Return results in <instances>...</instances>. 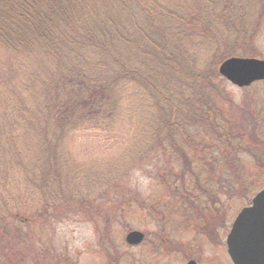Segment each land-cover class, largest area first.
I'll return each mask as SVG.
<instances>
[{
	"label": "trees",
	"instance_id": "trees-1",
	"mask_svg": "<svg viewBox=\"0 0 264 264\" xmlns=\"http://www.w3.org/2000/svg\"><path fill=\"white\" fill-rule=\"evenodd\" d=\"M263 25L264 0H0L4 259L27 261L17 224L44 236L68 217L109 234L100 219L145 209L158 250L228 232L225 204L264 188V171L240 175L243 153L264 170V123L250 106L241 124L224 120L218 68L254 55ZM82 138L103 157L82 160ZM133 173L158 191L128 201Z\"/></svg>",
	"mask_w": 264,
	"mask_h": 264
},
{
	"label": "rangeland",
	"instance_id": "rangeland-1",
	"mask_svg": "<svg viewBox=\"0 0 264 264\" xmlns=\"http://www.w3.org/2000/svg\"><path fill=\"white\" fill-rule=\"evenodd\" d=\"M253 48L255 53L254 55L248 56V58L264 60V25L258 38L254 42ZM219 86V92L222 93L225 98H228L231 103L225 107V121L232 119L237 125L241 124L245 121L246 112H244V110L247 106H250V108L254 110L250 115L256 116L261 123H264V81L257 82L247 88H239L227 80L222 79L219 81ZM247 118L250 119V116ZM249 134L250 133L247 135ZM84 139L85 138H82L83 143L79 146L81 149L82 147L84 148L80 153V155L83 156L82 160L94 161L95 158H102L103 150L98 146V141H84ZM240 157L247 172L241 173L240 175H248L249 171L252 172L251 174L253 176H261L264 170L258 167L251 155L243 153ZM261 179H264V173ZM154 183L153 178H151L149 174L133 173L124 184L123 192L125 198L129 201L131 198L138 195L140 201L143 202L145 199H148L150 195L158 191ZM254 196H251V198ZM122 200L123 198L120 200V203ZM245 206H247V203L244 201H228L225 204L224 209L230 213H227V217L229 218V216H231L228 227H230L237 214ZM137 208L140 209V206ZM132 212L133 215L125 222L117 218H106L107 221L100 219L101 228L107 226L109 220L113 223L110 227L114 226L112 230L109 231V234H105L104 232L100 234V228L95 226L94 222H85L80 217H68L64 218L62 221H54L52 229L44 236L39 232L38 226L31 227V225H27L26 223H20L16 225L17 230L14 231L12 242L17 241L19 246H23L27 251L28 257L27 261H24V264H113V262L116 263V260L119 259L116 257L119 252L129 250V245L126 242L129 232L136 230L155 235L156 237L151 239V241L154 239V247L158 245V239L163 235L157 232V224L149 218L150 216L147 215L145 209H143L140 214L134 210ZM96 216L103 217L100 213L96 214ZM167 221L170 222L168 218ZM226 233L227 232L224 231V233L219 234L226 235ZM180 235H182V233ZM194 243L195 240L193 236L183 235V237H180L178 235L175 244L172 246L168 245V249H162L170 253L168 263L176 264L184 261V256L177 253V251L182 249V244H189V250H193L200 245V243H196L195 248H192ZM201 246H203L201 249L204 251L203 255L208 257L207 259H210V255H212L210 250L212 247H209L208 243L206 245L201 243ZM1 250L0 264H9V262L4 259V257L7 258V254L4 255L5 251ZM90 251H94V254H96V263L91 261L95 258H91L94 254L92 255ZM14 259L18 261L20 258L14 257ZM218 263L227 264L226 261L224 262V259H214V264ZM116 264H118V262ZM123 264H128V262H124Z\"/></svg>",
	"mask_w": 264,
	"mask_h": 264
},
{
	"label": "water",
	"instance_id": "water-1",
	"mask_svg": "<svg viewBox=\"0 0 264 264\" xmlns=\"http://www.w3.org/2000/svg\"><path fill=\"white\" fill-rule=\"evenodd\" d=\"M218 72L234 86L247 88L264 81V60L232 57L220 65ZM143 240L144 234L140 231H132L126 238L129 245H137ZM227 246L234 264H264V189L235 219Z\"/></svg>",
	"mask_w": 264,
	"mask_h": 264
},
{
	"label": "flooded vegetation",
	"instance_id": "flooded-vegetation-1",
	"mask_svg": "<svg viewBox=\"0 0 264 264\" xmlns=\"http://www.w3.org/2000/svg\"><path fill=\"white\" fill-rule=\"evenodd\" d=\"M228 235L229 233L227 232L226 235L215 234L208 237L209 247H212L210 250V253L212 254L210 255V259H207L208 257L203 255L204 251L201 250L200 245L196 248L195 246H192L195 248L193 250H186L185 246H188L189 244H182V249H179L177 253L184 256V261L176 264H189L190 262H194L195 264H214V259H224V262L226 261L227 264H234L228 252ZM155 237V235L145 234V239L141 243L137 245H130L129 250L119 252L116 256L119 258L116 260V263L118 262V264H123L124 262H128V264H169L168 258L170 253L167 250L152 249L154 244L151 242V239ZM180 237H183V235H180ZM90 253L93 255L94 251H90ZM95 257L96 254L91 256V258ZM91 261L96 263L97 259L95 258ZM116 263L113 262V264Z\"/></svg>",
	"mask_w": 264,
	"mask_h": 264
}]
</instances>
